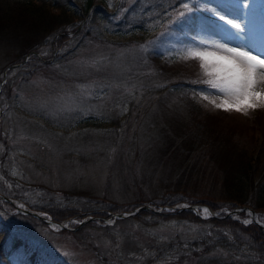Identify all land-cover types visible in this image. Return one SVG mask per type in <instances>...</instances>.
Wrapping results in <instances>:
<instances>
[{
    "label": "rangeland",
    "instance_id": "obj_1",
    "mask_svg": "<svg viewBox=\"0 0 264 264\" xmlns=\"http://www.w3.org/2000/svg\"><path fill=\"white\" fill-rule=\"evenodd\" d=\"M71 1L81 12L87 7L88 0ZM92 1L104 10L100 8L88 20L83 19V24L88 21L84 31L88 36L80 35L76 42L59 48L47 35L35 41L39 43L37 53L46 60L43 64L26 62L7 72V68L24 62L21 57L31 49L26 43L0 44V84L5 78L8 84L0 96V190L25 208L29 203L76 210L78 214L64 222L72 228L85 217L109 213L111 205L123 211L135 204L170 207L176 202L169 195L171 189L181 184L196 199L228 203L222 204L219 214L215 212L225 216L238 200L234 198L236 192L228 188L224 160L203 156L198 170L202 177L180 184L179 172L187 170V164L172 155L182 152L169 149L171 155H162L169 151L172 140L176 142L185 131L192 133V124L203 120L209 122L220 142L234 143L256 154L264 145V107L219 112L216 105L228 97L218 89L212 90L209 82L216 79L209 74L214 71L212 64L202 67L204 61L194 64L187 58L171 63V56L191 54L173 38L161 46L167 57L156 62L146 46L152 34L133 30L136 20L143 23L140 8H135L138 0H124L122 6L116 4L117 0ZM224 7L218 14L222 25L208 31L210 37L202 39L197 48L206 46L207 52L218 55H227L224 48H237L264 58V0H226ZM181 12L192 13L185 9L172 18L181 17ZM220 16L240 24L242 31L223 34L225 25L228 31L235 29ZM153 17L145 22L147 29L155 24L150 23ZM220 34L228 37V46L218 40ZM52 57H59V61L51 62ZM192 72L196 73L193 82L203 80L211 89H199L198 95L194 89L189 97L185 91L171 89L177 86L175 83L189 79ZM187 86L180 87L185 90ZM192 158L195 160L187 166L196 168L194 164L200 158L196 154ZM137 169L144 174H138ZM185 199L174 207L202 204ZM230 200L236 202L235 206L227 202ZM245 201L246 205L235 209L248 206L264 215V209H256V201ZM5 208L12 214L17 212L16 208ZM202 215L209 221V211ZM143 219L112 227L110 233L88 229L82 241L57 235L55 230L52 234L49 227L19 232L36 239L68 264H264V255L255 253L243 241L237 242L239 238L230 227L173 216ZM235 219L244 224L251 218L246 215ZM96 221L98 226L103 224ZM171 245L177 248L170 249ZM163 246L168 247L160 248Z\"/></svg>",
    "mask_w": 264,
    "mask_h": 264
},
{
    "label": "trees",
    "instance_id": "obj_2",
    "mask_svg": "<svg viewBox=\"0 0 264 264\" xmlns=\"http://www.w3.org/2000/svg\"><path fill=\"white\" fill-rule=\"evenodd\" d=\"M225 1L226 0H138L135 8H140L143 23L141 24L140 21L136 20V28L133 30L152 34L149 42L147 41L146 46L151 48L152 53L150 55H152V59L158 63L164 59V56L167 57L166 54L162 52L161 46L169 44L167 43L169 38L175 39L178 45L186 47L191 53L207 52L205 50L206 46H203L202 50L197 48V46H201V43H203L202 39H206L208 36L210 37V32L216 31L217 28L222 25L218 18V14L223 11L221 9L225 8ZM184 3H188L189 8L192 9V13L190 15L187 13L184 17L173 19V14L178 13L179 11H185V8L183 7ZM124 4V0H121L120 6ZM86 5L87 7L83 8L81 12L80 9L75 8L69 0H0V44H28V48L31 50L29 52L27 51V53L21 57L23 60L29 53L38 51L36 50V47L39 43L37 44L35 41H37L40 36L47 35L49 38L51 37V44L54 46L58 45V48L59 46L76 42L80 35L85 38L88 36V33L84 32L88 27V21L83 24V19L88 17L89 10L96 6L92 0H88ZM100 8L101 7L94 8V12L100 10ZM151 13L154 17L150 23L155 24H152L151 29H147L146 26L148 24H145V22L149 20L150 16H152ZM129 15H126V19L130 22ZM141 15H139V17ZM96 16L99 17L100 15L96 14ZM105 17H108V15L106 14ZM225 27H223L224 29L220 28L224 30L223 34L230 33L231 35H234L237 33L236 30L228 31ZM72 32H76L75 36L69 37V33L71 34ZM223 34L218 36V40L222 44L228 46L229 39L227 36L223 37ZM54 39H57V41ZM181 55H183L184 58ZM59 57H52L53 60L51 61L55 63L56 61H59ZM170 58H172L171 63L180 59L185 60L186 58L188 59V62L194 64H200L198 61H201L199 57L193 56L188 52H182V54H177ZM29 63L43 64V61L38 56H34ZM191 74L192 75L189 79L181 81L180 83H175L174 85L177 86L172 87L171 89L185 91V95H188V97L193 95L194 89L197 95L198 92H200L199 89H211L210 85L203 80H201L202 82H193V76L196 75V73L192 72ZM182 83L188 85V88L184 90L180 87L183 86ZM7 86L8 84L4 87L3 93H5ZM166 87L165 89L168 90ZM203 102L206 103L207 101ZM217 109H219V112L225 111L222 108ZM192 126H194L192 133H186V131L183 132L179 136V139H177L176 142L175 140H172L169 148H167V150L171 149L173 153H177V151L180 150V152H182L180 156H172H174V158L184 159L187 165L195 160L192 158L195 154L200 158L198 163L194 164L197 165L196 168H193V166L190 168V166L186 165L185 169L187 170H182V173L181 171L179 172L181 178L180 184L184 182L186 184L187 181L192 180V178L195 179L199 176L202 177L203 174H199L198 170L200 171V167L203 164L202 160L205 158L203 156L209 154L211 159L224 160V165L228 167V188H230V192H236L237 195L234 198H237L239 202L237 201V206H235L236 202H234V200L227 202L234 205L236 208L241 205H246L245 199H247L249 203H252L251 201L254 200L256 201V209H264V145L260 147V151L256 154L251 151L250 154L248 151L238 148V145L234 143L226 144V142H220V137L214 134L208 121H196ZM177 143H179V147L177 146ZM169 155H171L170 150L162 156L167 158ZM136 171L140 175L144 174L142 173L144 171H140L139 169ZM184 175L190 178L184 179ZM182 188L181 184L176 190H173L174 188L171 189L169 195L172 198L175 197L176 202L171 203L170 206H174L177 202L182 203L186 201L185 198L192 202L206 204L214 211L221 210L224 207L222 204H228H220L207 199L202 200V198L196 199L189 193L185 192L186 190ZM173 191L181 192L178 193ZM0 193L9 198H13L3 190H0ZM28 205L29 208L34 211L50 214L56 223L66 221L78 214L74 209L63 210L55 205L52 206L54 208L39 204H35L34 206V204L28 203ZM5 206L14 210L8 203L0 201V264H68L63 261L64 259L57 257L49 251V249L39 245L38 242L36 243V239L33 240L29 237L25 238V236L21 235V232H19V230L35 231L47 227L42 221L32 216H24L17 213L12 214V211L5 208ZM137 207L139 206L135 204L132 208L123 211L122 207L111 205L108 210L113 213H124L130 212ZM100 215L106 219L111 218L110 214L108 215V212L101 213ZM165 216H173L179 220L192 221L193 223H208L219 227H230L235 230L234 235L236 238H239V241L237 242L243 241V243L248 244L249 249L253 250L255 253L264 255V232L261 231L260 228L255 225L245 226L232 218H227L225 220L210 218L208 219L209 221H203V219L196 216L192 211L176 212L173 215L170 213L167 215L155 214L154 212L150 213L149 211H146L141 212V214H138L137 217L132 219L120 220L115 226L105 224L98 226L96 223H90L80 231L67 232V230H64L58 232L57 235L72 236L76 237V240L82 241V234L88 229H97L110 233L113 228L119 227L125 223L132 221L141 222L144 221L145 219L143 218L146 217H151L152 220H162ZM241 216L246 217V213H242ZM49 231L54 234L52 230ZM83 245L87 246L86 243H83ZM176 246L177 245H171L170 249H173L172 247L176 249ZM167 247L168 246H163L160 248H165L166 250ZM102 258L105 257H101V259Z\"/></svg>",
    "mask_w": 264,
    "mask_h": 264
},
{
    "label": "snow or ice",
    "instance_id": "obj_3",
    "mask_svg": "<svg viewBox=\"0 0 264 264\" xmlns=\"http://www.w3.org/2000/svg\"><path fill=\"white\" fill-rule=\"evenodd\" d=\"M183 7L188 12L192 11L188 3H184ZM179 15L184 17L185 13L181 12ZM220 19L238 32L242 31L240 24L225 20L224 16H220ZM223 51L227 55L214 52L191 53L205 62L202 67L207 64L214 66V71L209 74L214 75L216 79L209 83L213 89H218L228 97L216 107L225 111L234 109L237 112L244 108L264 107V58L237 48H224ZM249 222L244 221L245 224Z\"/></svg>",
    "mask_w": 264,
    "mask_h": 264
},
{
    "label": "water",
    "instance_id": "obj_4",
    "mask_svg": "<svg viewBox=\"0 0 264 264\" xmlns=\"http://www.w3.org/2000/svg\"><path fill=\"white\" fill-rule=\"evenodd\" d=\"M2 85L0 87V92L2 90ZM0 199L3 200V201L8 202L10 204H12L13 207L15 206L16 208H18L17 210H18L19 213H23L24 215L27 214V215L33 216L35 218H38L39 220L43 221L44 223H46L51 228L60 227L59 229H61V230L67 229V230L76 231V230H78V229H80L82 227H85V225H87L88 223L93 222V221H96L98 219L97 217H90V218L84 219L80 223V225H79L78 228H76V229H70L69 227L65 226L62 223H56L54 220L49 219L48 217L45 218L44 215H42V214H40L38 212H34V211L27 210L25 208H22L20 205H17V203L14 201V199L12 200L11 198H7L6 196H2V195H0ZM173 209H175V210L180 209V211H193L197 216H200V217H202L201 214H200L201 210L207 209L213 215L214 218H219V217H217L214 214V210H212L208 206L189 205V206H185L183 208H173ZM142 211H150V212H155V213H163V209L156 210L155 208H153L150 205H143V206L139 207L138 209H136L134 212H131L130 214L129 213H125V214H115V215H113V217L115 218V220L126 219V218L133 217V216L139 214ZM244 211L245 212H248V213H251V215H250V217L252 218L251 219V223L255 224L256 227L258 226L259 228H261L262 231H264V222L260 220L261 218L259 216V213L256 212L254 210V208H251V207H243L242 209H235L233 211H229V213L227 214L226 218H231L233 216L240 215Z\"/></svg>",
    "mask_w": 264,
    "mask_h": 264
}]
</instances>
